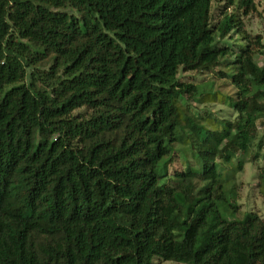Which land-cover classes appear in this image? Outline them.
I'll use <instances>...</instances> for the list:
<instances>
[{
	"label": "trees",
	"instance_id": "obj_1",
	"mask_svg": "<svg viewBox=\"0 0 264 264\" xmlns=\"http://www.w3.org/2000/svg\"><path fill=\"white\" fill-rule=\"evenodd\" d=\"M254 10L0 0V264H264V219L224 217L230 176L217 169L264 145V46L243 21ZM223 62L235 117L215 129L187 117L180 99L197 88L178 75ZM257 178L264 198V167Z\"/></svg>",
	"mask_w": 264,
	"mask_h": 264
},
{
	"label": "rangeland",
	"instance_id": "obj_2",
	"mask_svg": "<svg viewBox=\"0 0 264 264\" xmlns=\"http://www.w3.org/2000/svg\"><path fill=\"white\" fill-rule=\"evenodd\" d=\"M255 10L247 17L243 18L245 29L251 36L261 35L264 46V0H253ZM215 2L214 5H218ZM224 2H221V4ZM221 8L214 7L215 19L221 15ZM228 12L232 9H227ZM240 35L235 36L236 41H228L229 47H237L241 45ZM227 42V40H224ZM264 53V48H263ZM255 61L259 66H263L264 54L256 55ZM224 62L215 71L207 73H198L194 71H179L178 78L181 83L192 84L197 88V93L191 97L185 95L180 99V104L183 111L190 119L198 121L205 127L215 128L216 121L220 119L232 120L235 117L234 112L230 108V99L234 97L235 89L227 77L218 74V70L225 68ZM228 72V70H227ZM229 73V72H228ZM201 94V95H200ZM182 123V122H181ZM182 123L181 125H183ZM216 124V125H215ZM185 126V125H184ZM185 128V127H184ZM260 130V129H259ZM187 131V130H186ZM176 150L183 149L182 145H175ZM187 157L183 152H179L175 161L168 166V174L174 171H180L185 166ZM243 161L242 169L233 174L232 169L237 164V161ZM264 167V145L260 150L251 148L246 155H239L232 163L221 167L218 166V174L222 179L229 177L227 188L232 191L228 194L227 202L224 203V208L227 212H222L224 217L228 219L239 220L244 213L254 212L264 219V198L259 193L257 187L259 169ZM171 176V175H170ZM234 176V178H233ZM233 191L235 197H233ZM229 203H235L237 210L230 213ZM162 264H180L172 261H165Z\"/></svg>",
	"mask_w": 264,
	"mask_h": 264
}]
</instances>
